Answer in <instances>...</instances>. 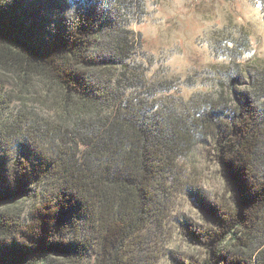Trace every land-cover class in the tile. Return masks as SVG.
<instances>
[{
  "label": "trees",
  "instance_id": "obj_1",
  "mask_svg": "<svg viewBox=\"0 0 264 264\" xmlns=\"http://www.w3.org/2000/svg\"><path fill=\"white\" fill-rule=\"evenodd\" d=\"M147 1L0 0V116L9 76L41 87L52 114L16 141L0 131V264H146L176 192L207 220L179 221L201 264H264V69L246 91L229 76L226 97H161L175 86L133 72ZM203 145L226 199L199 198L185 173Z\"/></svg>",
  "mask_w": 264,
  "mask_h": 264
},
{
  "label": "rangeland",
  "instance_id": "obj_2",
  "mask_svg": "<svg viewBox=\"0 0 264 264\" xmlns=\"http://www.w3.org/2000/svg\"><path fill=\"white\" fill-rule=\"evenodd\" d=\"M145 13L141 23L132 26L134 35L141 37L133 72L140 70L149 85L167 80L175 86L161 97L187 101L215 94L216 89L226 97L229 76L239 78L234 89L246 91L250 76L264 69V13L253 0H148ZM25 86L13 76L6 79L8 107L0 116V131L13 141L31 134L26 127L32 115L52 117L44 90L38 86L27 92ZM12 126L18 134L8 136ZM183 163L199 198H227L229 190L212 146L196 147ZM175 194L162 228L149 235L143 254L146 264H201L206 257L205 249L184 234L179 221L188 219L198 232L207 227V220L189 194Z\"/></svg>",
  "mask_w": 264,
  "mask_h": 264
}]
</instances>
